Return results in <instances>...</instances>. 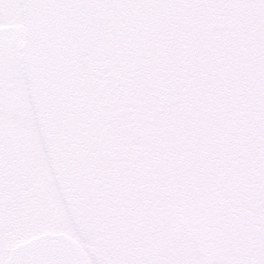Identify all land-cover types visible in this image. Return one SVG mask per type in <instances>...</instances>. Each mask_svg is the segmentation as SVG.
<instances>
[{"label": "flooded vegetation", "instance_id": "obj_1", "mask_svg": "<svg viewBox=\"0 0 264 264\" xmlns=\"http://www.w3.org/2000/svg\"><path fill=\"white\" fill-rule=\"evenodd\" d=\"M177 1L178 0H171L169 4L170 8L168 9H161L158 2L152 3L149 5L150 7L145 9L143 14L144 24L151 32L153 41H159L158 35L154 33L159 28L157 23L159 20L158 17L166 13L168 20L173 21L176 16L182 13V11L178 9ZM245 20H250L246 14V10L234 8L228 5L213 8L211 22L215 25L210 30L208 35H212L216 32V36L214 38H211L210 36L207 38L204 37V35H201L194 38V44L193 46L191 45L192 49H197L196 45L199 41L203 51L200 54L195 52L190 56L191 59H195L196 61L200 60L199 63L206 65L205 68L199 69L200 73L210 72V75L208 74L203 77L204 83L201 88L192 90L194 92H190V89L187 87H195L197 85V78L196 74L192 73L190 70L192 62H185L186 66L181 67L177 73L180 77L184 78L179 79L178 85L174 84L175 93L172 97L174 98L175 106L170 117H193L199 103L209 98L227 100L229 98V90L224 85L230 84V82H234L235 86L240 89H243L246 85L256 86L258 84L261 79L262 72L258 68V63L255 60L254 55H252V52L246 54L241 51L246 46L250 47L251 43H246L245 38H242L236 47L237 50L235 51V55H229L227 53L232 48L229 41H233L237 36L235 23L239 32H246V26H250V23ZM187 30L189 33L193 32V35L197 34V31L193 26H188ZM230 30L235 31L234 35L229 34ZM179 41L181 43V40ZM207 54H210L208 58L206 57ZM174 55L180 59H187L186 51L181 49L175 52ZM221 59H225V62L222 63ZM232 64H236V67H232ZM225 74L228 75L227 80L225 79ZM214 75L224 79L223 83L221 80L218 81V90L216 92L209 91L204 88L207 86L208 80H210L211 83L214 81ZM160 87L164 88L162 82H160ZM161 88L147 89V99L151 104L149 105L148 110L150 116H154L156 114L158 116L164 115L163 110H154L155 106H153V102L160 97L162 92ZM115 89V81H113V90L109 94H106V98L110 101V107L112 109L114 108L117 112H119V114H122L124 112L122 109L123 104ZM164 98L165 100L172 101L171 98L168 97L167 93H165ZM111 113L113 114V110H111ZM139 119V117L134 116L132 119H127V121L133 122L139 121ZM206 150L207 140H162V145L160 146L156 157L157 163L153 164L156 168H151V170L167 178H171L173 176L185 177L187 182L183 187L185 189H191L193 187V185L189 184L192 182L190 178L198 173L208 184L211 180L208 177V171L211 170V167L207 164L205 169L202 168L204 165L203 162H207L211 159V157L206 156ZM172 156H174V158L179 161L182 166L187 168L166 167L165 161L170 160ZM171 190L172 189H165L163 192L169 193Z\"/></svg>", "mask_w": 264, "mask_h": 264}, {"label": "snow or ice", "instance_id": "obj_2", "mask_svg": "<svg viewBox=\"0 0 264 264\" xmlns=\"http://www.w3.org/2000/svg\"><path fill=\"white\" fill-rule=\"evenodd\" d=\"M25 0H10L13 6H24ZM55 5L59 0H50ZM193 6L208 8L225 5L242 10L264 11L261 0H186ZM42 38L47 41L51 54H70L72 51L71 34L58 21L49 22L43 29ZM232 207L248 203L257 210V215L242 219L232 217L226 229L219 234V240L225 248L223 258L216 264H264V178L252 183L246 191L237 186L228 202ZM3 264V262H0ZM140 264H209V261L195 255L168 258L149 257Z\"/></svg>", "mask_w": 264, "mask_h": 264}, {"label": "rangeland", "instance_id": "obj_3", "mask_svg": "<svg viewBox=\"0 0 264 264\" xmlns=\"http://www.w3.org/2000/svg\"><path fill=\"white\" fill-rule=\"evenodd\" d=\"M16 114L15 115H10L9 114V119L2 121L0 123V128L6 132V135L9 136L10 140H16V138L19 136L17 133L18 131L15 128V123L14 120L16 119Z\"/></svg>", "mask_w": 264, "mask_h": 264}]
</instances>
